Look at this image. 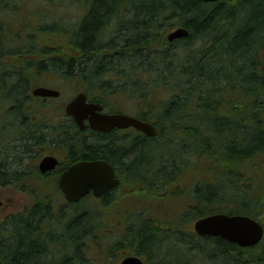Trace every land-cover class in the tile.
<instances>
[{"label":"trees","instance_id":"obj_1","mask_svg":"<svg viewBox=\"0 0 264 264\" xmlns=\"http://www.w3.org/2000/svg\"><path fill=\"white\" fill-rule=\"evenodd\" d=\"M45 1L37 4L26 0L15 5L4 1L6 7L0 5V18H5V21L0 19V32L14 21L4 11L10 9L22 19L19 28L13 29L9 38H3V46L0 41V142H20L19 152L13 155L14 163L22 164L21 159L34 152L37 146V115L29 95L39 75L37 70L43 73L53 69L65 73L68 78L86 79L101 93H119L123 91V86L119 85H133L138 98L155 96V100L146 104L148 111L143 114L158 128L159 139L168 137L189 142L190 137L197 141L200 134L202 148L200 152L196 150V168L189 163L182 177L184 183L197 180V201L191 202L190 208L186 202L184 205L166 202V211L151 212L152 216L145 217L141 224L132 225L129 231L132 237L126 235L125 241L132 240L147 264H264V241L255 247L242 248L221 237L199 238L192 230L195 217L181 215V211L182 214L192 211L199 217L213 213L242 214L257 219L264 226V182H259L253 196L246 195L240 184L245 182V175L258 168L256 158L264 154V0H233L219 4H205L199 0H92L91 14L88 16L89 11H86L85 16L73 21L66 14L70 11L68 4L61 0ZM133 2L137 5V33L123 39L120 47L115 41L108 43L107 37H99L102 20L116 5ZM206 6L212 7L209 13L204 9ZM248 10L250 14L246 20L239 23L238 16ZM33 13L37 14L33 22L37 26L36 35L24 31L31 24L29 17ZM178 17L187 21L185 27L190 33L185 38L186 55L184 58L162 56V50L157 47L164 49L165 43L147 27L162 18ZM57 21L61 25L54 27ZM142 28L148 33L140 32ZM19 33L27 38L22 41L23 45L18 44V40L14 49L9 43ZM31 36L33 43H26ZM202 41L203 46L197 47ZM106 75L110 79L102 80ZM149 87L152 91L144 92ZM158 90L162 97L156 96ZM244 110H248V119L242 118L231 128L233 123L229 117ZM220 114L223 126L217 129L214 121L210 122ZM202 115L204 117L199 120ZM197 120L201 125L193 123ZM247 127L252 134L245 133ZM211 133H220L226 139L220 147L217 137H210ZM43 137L41 134L40 140ZM249 142L256 147L241 145ZM137 147L135 154L124 159L125 164L134 158L138 162L142 160V149ZM154 147H146L152 159L158 156L161 161L163 155L170 157L169 152L162 154ZM217 148L226 151L224 157ZM126 153L122 150L120 154ZM6 156L0 150V186L13 185L29 194L34 203L0 224V264H68L69 258L59 257L64 256L72 244L76 249L74 258H79L81 236L96 234L95 228L103 221L98 208L89 215L85 213L84 218L76 213L63 221L51 207L37 206L36 168L29 172H9ZM199 156L201 162L202 158L211 162L210 170L225 166L223 172L228 175V184L239 194L238 198L226 199L221 193L208 194L207 190L215 184L202 180V174L208 170L202 172L200 169ZM138 172L141 171L135 170ZM44 181L42 177L41 187ZM142 196L146 197L139 195ZM149 197L158 198L156 195ZM149 197L146 199L150 200ZM147 200L137 201L136 207H145ZM38 227H41L40 235L46 237L40 243Z\"/></svg>","mask_w":264,"mask_h":264},{"label":"flooded vegetation","instance_id":"obj_2","mask_svg":"<svg viewBox=\"0 0 264 264\" xmlns=\"http://www.w3.org/2000/svg\"><path fill=\"white\" fill-rule=\"evenodd\" d=\"M199 1L202 2L201 0ZM219 3H222V0L212 4ZM136 7L137 5L134 2L128 5L117 4L113 12L102 20L99 26V37H107L108 43L115 41L116 46L120 47V42L123 39L130 38L132 33H137L135 28L137 15ZM85 10L87 9H83V11ZM88 14L89 13L87 12V15ZM186 22V20L179 17L162 18L157 21V24L152 25L155 26L154 28L151 25L147 27V29H150V33H154L165 43L164 49L163 46L157 47L158 50H162V56L169 55L170 57H173L178 55L181 58H184L186 37L175 38L173 41H169V34L178 29L186 28ZM145 30L146 28H142L139 31L148 33ZM134 36H136V34H134L133 37ZM103 42L101 41L100 43ZM166 45L168 46L167 49ZM37 72H39V70H37ZM121 86H123L125 91L120 94L121 99L118 101V105L109 108L104 104V112L110 115L125 114L147 122L149 117L143 113L148 111L147 108L149 106L144 108L137 104L135 88L134 91H132L129 88L130 85L123 84ZM47 100L48 99H38L37 102L45 103ZM88 101H96L92 93H88ZM128 105H134V109L127 111ZM38 117L43 119V116ZM54 117L56 120L61 118L62 120L60 121L59 126L55 125L53 126V129L46 131L49 132V134L46 135V140H40L37 135V176L41 178L43 177L45 181H52L58 186L62 174L77 163L102 161L109 164L115 172L118 183L113 189L111 188L100 198H97V201L100 204L99 213L101 219H109L107 214L115 218L119 217L120 219L125 215L132 226L135 218H140L137 214L138 211L147 217L149 213H153L156 210L166 211V202L168 201H173L175 204L181 203L182 205L186 202L188 208L192 207L190 204L191 202L197 201V180L194 179L191 182L184 183V179L182 178L187 164L184 162L179 164V162L174 161L176 160L175 158H169V156L167 157L163 155V163L161 168H159V157L156 156L152 159L147 153V146L156 145V148L154 147V149L158 151L161 149L159 146H161L164 141L168 140V137L159 139L157 134L155 136H148L133 127L124 129L115 128L108 132L95 131L91 129L87 119L84 121V127L82 128L72 116L62 115ZM37 134H40V130H37ZM137 146H140L142 149V160L138 162V160L134 158L129 164H125L124 159L135 154L138 150ZM91 148L96 149L97 152H94ZM122 150L127 151L123 156L120 154L122 153ZM166 150L167 151L162 152V154L167 153L168 149ZM47 156L56 157L59 161L58 166L53 172L41 173L38 169L39 164L42 159ZM153 161H157L158 169H155L157 165L153 166ZM196 165L197 164H193L194 168H196ZM137 169L141 172L135 173V170ZM159 171H162L161 175L159 174ZM144 190H146L145 195L147 199L150 195H156L158 198L150 199L149 197L150 200H147L145 196L139 197V195H144V193H142ZM90 197L92 198L91 193L87 194L77 203H69L64 194L60 192L55 205L49 203L48 200L42 203L41 199L37 198V206L43 205L44 208L51 207L54 214L59 213L60 215L68 212L70 209H74V211L81 213V217L84 218L85 213L83 211L85 210L82 208ZM143 200H147V205L138 209L136 207V202L139 201L142 203ZM195 207L196 206L194 205V208ZM191 212L192 211H187L182 214L181 211V215L185 217L188 216L189 218L198 215V213H194L192 216ZM151 216L152 215L148 217ZM102 229L103 230L99 236V238H102V243L99 245L103 250L102 262L100 264H121L124 259L132 256L143 258L141 254H137L134 251L136 250V247L133 245L134 243L132 240L129 242L125 241L126 235H129L126 233L127 223L123 224L122 221H119L113 232L111 231L110 226L103 227ZM130 229L131 228L128 230L130 231ZM37 233V238L39 239L38 243H40L46 237L40 235L41 227L37 228ZM114 235H119V237L122 238V241L115 244L110 243L109 240L112 239ZM129 236L132 237V235ZM63 237L64 235L61 233L60 239ZM80 239L82 245L79 249L81 254L79 258H74L76 249L73 244L71 245V248L66 250L64 257L66 256L70 259L68 264H89L90 235L85 233ZM111 247L115 248L113 249ZM144 262L147 264L146 260Z\"/></svg>","mask_w":264,"mask_h":264},{"label":"rangeland","instance_id":"obj_3","mask_svg":"<svg viewBox=\"0 0 264 264\" xmlns=\"http://www.w3.org/2000/svg\"><path fill=\"white\" fill-rule=\"evenodd\" d=\"M6 0H3L1 2L3 7H6V5H3V2ZM26 1V0H9V2L13 5L15 4H20L21 2ZM43 2L46 3L45 0H30V2H35L37 4H39V2ZM55 1H64L65 3L69 4L70 7L68 9H70L69 12H67V15H70V20H78L79 17L83 16L85 14V11H83L82 9H88L89 7V15L92 12V8H93V3H90L92 0H55ZM7 2V1H6ZM0 4V5H1ZM34 7V5H33ZM207 13H209L212 10L211 6H206L204 8ZM1 12V11H0ZM5 14H8V16L11 17V19H14V21H12V26H7L4 29H2V31L0 32V41L2 43L3 46V38L7 39L11 36L12 32H13V28L14 29H18L19 25H20V17H18L19 15H17L16 13H11L10 9L4 11ZM250 14V10H248L245 13H241L238 18H239V23H242L246 20L247 15ZM41 17V15H40ZM29 20H31V24L28 25V27L26 28V34H32L34 33V31L36 30L37 26L33 25V22H35L37 20V14L33 13L30 17ZM41 23V22H40ZM61 25V22H55V24L53 25L54 27H58ZM241 25V24H239ZM24 28L21 29V31ZM25 31V30H24ZM35 35L37 34L34 33ZM24 38L26 39L27 37H25V34L22 35L19 33V35L17 36V38L12 39L11 43H9V45H11L12 48H16L15 44L18 40H24ZM33 43V38L31 36V38H28V41L26 43L29 42ZM20 45H23L22 43ZM203 46V41L198 42L197 43V47ZM196 47V45H195ZM4 48V47H3ZM180 57V56H179ZM62 73V72H61ZM65 74V73H64ZM63 76V75H62ZM80 79V78H78ZM78 79H76L77 81H73L71 82L69 79H65L64 76L61 78V76H53V75H49V74H45L44 77H42L41 82L42 84H46V85H50V86H54L53 88H56L57 90L61 91V93L63 95H61V97L59 98V101H53L50 100L49 103L47 104L45 103H39V102H33V104L38 105L42 107V109H45L47 106L48 108H50L53 111L47 112V111H41L40 115L44 117V121L46 122L47 125L49 126H59V124H56V119H55V115L58 114H64V112H61L60 110L62 109L63 105L66 103V101H68L69 99L72 98L74 92L79 89V87H81L80 83L78 82ZM110 76L106 75L104 76V78H102V80H109ZM106 89V88H105ZM151 92L152 88H146V90L144 92ZM78 91L75 92L74 96L77 94ZM106 94V93H105ZM109 94V93H108ZM108 94H106L107 96H109ZM161 95V90H158V92L156 93V96H160ZM165 96V95H164ZM168 97V95L166 96ZM107 98V97H106ZM152 100H155V96H151L145 99L146 102H151ZM131 108L134 109V105H130L127 108V111H131ZM58 110V112L56 111ZM248 110H244L242 111L239 115L233 113L229 119L232 121L233 124H231V128L236 127V122L238 123L242 118L248 119L247 114ZM39 114V113H38ZM223 115H219L217 118L214 117L211 118V122L212 123L214 121L215 126L217 127V129H219V127L222 128L223 126V121L221 119ZM202 117H204L203 115L198 117V119L200 120ZM62 120V118L60 119V121ZM216 120V121H215ZM39 123L42 125V122L39 121ZM193 123H196L198 125H201V123L197 120V121H193ZM248 123V122H247ZM245 126H248V124H246ZM245 129V133L247 135L252 134L249 131V128ZM199 128V127H198ZM191 136V135H188ZM222 134L220 133H211L210 137H217L218 143L217 146H221L222 142L224 140H226ZM201 135L198 134V140L196 141V139L190 137L191 139V145L193 147H196L197 145V151L200 152L201 148H202V140H201ZM219 138H222L223 140H219ZM20 142L15 141V140H3L0 142V147H1V152L3 153V155H8L6 156L7 159V163L6 166L8 167V171L12 172L13 171H23V170H32L37 166V149L34 152H31L30 155L23 157L22 160V164H17L14 163L15 158L13 157L14 154L18 153L20 148V145H18ZM18 145V146H17ZM243 147L249 148V147H256L252 144L246 143L241 144ZM17 146V147H15ZM166 149H168L169 151V155H180L183 152L182 146L181 145H177V144H173L172 141L170 139L164 141L163 144H161V149L158 150L159 152H165L167 151ZM220 149V154L221 156L224 157L226 151L224 149L221 148H217ZM232 151L233 148H232ZM4 157V156H3ZM256 159H258V168H256L255 170H251L249 174L245 175V182H240L241 187L243 189H245V193L248 196H253L255 195V191L258 187L259 182H264V154H261L259 156V158L257 157ZM195 160L194 157V152L192 150H188L187 152L184 153V158L182 157H178L176 162H179V164H181V162H185L186 164L189 163H193ZM199 167L200 169H202V172L205 171V169H207L208 171L202 174V180L204 179L205 181H208L209 183H213L215 185H212L211 188H209L207 190L208 194H215V193H223V196L226 197V199H235L239 197V194L237 193L236 189L231 185L228 184L230 180H228V175H225L223 172V169L225 166L223 165L220 169L213 171L209 169V166L211 165V162H208L205 160V158H202V162H201V156H199ZM157 163L155 161H153V166H156ZM155 169H158V165L155 167ZM221 170V171H220ZM161 173V172H160ZM159 173V174H160ZM235 173H237V171H235ZM152 178V177H151ZM219 184V186L217 187L216 185ZM46 187L43 188V190ZM50 192V191H48ZM142 193H146V190H144ZM160 193V192H158ZM29 194H27L26 192L23 193V191H21L20 189L12 186H0V197L3 198L6 202V205L4 208L0 209V223H4V221L6 220V217L8 215H11L13 213H18V212H22L25 210L26 207H28L30 204H32L33 200L31 197L28 196ZM54 197V195H52V198ZM242 196L238 199L241 200ZM95 202L94 201H90V202H86L85 205L83 206V210L86 211H93L95 210ZM73 214V210L70 209L68 212H65L63 214H61V219L66 220L67 218H70V216H72ZM193 216V214H192ZM111 228V231H113V228ZM93 236L95 237L96 234H93ZM115 238H118L119 235H114ZM61 258V257H59ZM89 264H97L94 260L89 261Z\"/></svg>","mask_w":264,"mask_h":264},{"label":"water","instance_id":"obj_4","mask_svg":"<svg viewBox=\"0 0 264 264\" xmlns=\"http://www.w3.org/2000/svg\"><path fill=\"white\" fill-rule=\"evenodd\" d=\"M203 2H215L218 0H201ZM187 29H179L169 36L170 40L178 37H188ZM33 95L41 97H57L59 92L47 89L36 88ZM85 94H79L71 103L68 104L67 114L74 115L79 123L90 116V123L93 129L108 131L112 128L135 127L147 134H155V128L147 123H143L135 118L126 115L107 116L102 115L100 104H88ZM57 159L46 157L41 165V171L47 172L56 168ZM113 169L101 162H83L71 167L60 178V187L67 194L70 201L79 200L91 189L99 197L105 191L116 185ZM3 205L0 199V207ZM195 230L200 236L221 237L229 242L235 243L240 247H253L258 245L264 236L263 226L255 219L242 215L214 214L201 218L195 223ZM122 264H143L138 258H127Z\"/></svg>","mask_w":264,"mask_h":264}]
</instances>
